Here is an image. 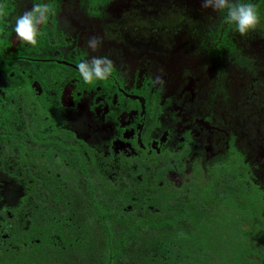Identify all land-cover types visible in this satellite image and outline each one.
I'll return each instance as SVG.
<instances>
[{"label": "flooded vegetation", "instance_id": "flooded-vegetation-1", "mask_svg": "<svg viewBox=\"0 0 264 264\" xmlns=\"http://www.w3.org/2000/svg\"><path fill=\"white\" fill-rule=\"evenodd\" d=\"M34 5L49 9L36 47L14 32ZM221 15L200 0H0V264L45 239L73 257L93 208L113 206L153 227L189 209L213 229L238 217L247 264H264V45ZM93 56L109 79L83 81Z\"/></svg>", "mask_w": 264, "mask_h": 264}, {"label": "trees", "instance_id": "trees-1", "mask_svg": "<svg viewBox=\"0 0 264 264\" xmlns=\"http://www.w3.org/2000/svg\"><path fill=\"white\" fill-rule=\"evenodd\" d=\"M92 1L97 6L106 5L108 0ZM251 2L253 3L255 0H251ZM221 14L223 15V13ZM93 214L96 218L93 219L94 225L92 224L89 230L92 233L96 229V233H93V237L88 241V245L82 252L75 253L73 257L68 253H61L59 254L61 259H58L53 253H44L45 251L40 250L42 245L47 242V239H45L42 243L32 245V250H35L33 253H29L27 257L22 256V261H13L12 264L248 263L245 260L246 253L243 251L241 244L243 238L248 237L250 229L244 231L246 233L244 236H241L242 230L233 229L234 224L239 223L238 217L234 223L231 222V227L229 228L228 216L221 219L220 222H223L221 231L219 230L220 222L216 224L218 229H213V221L210 219L211 217L207 218L205 210L201 211L202 215L199 218L196 217V219L194 215L196 211H190V209L186 213L183 211V213L172 214L176 215L174 219L170 217L165 220V216H162L164 215L162 214L157 217L154 227L151 226L149 219L151 217H149L148 212L144 216H137L136 212H134L119 217L116 213V207L113 206L107 209L105 214L101 213L99 209L93 208ZM180 214L183 215L179 218ZM181 219L187 220L188 225L191 226L190 228L187 227V234H181L180 225L183 223ZM230 229L232 230L230 231ZM171 230L176 233H171ZM213 230L216 231L214 234L211 232ZM197 233L202 234L196 235ZM196 238L199 240L196 241ZM74 240L71 237V241L74 242ZM84 240L86 241L85 238ZM85 241H82V246H85ZM205 241L206 244H204ZM231 244H233L234 249L230 257L227 259L225 255H222L218 258L214 248L224 245L228 250ZM38 247L39 252L37 251Z\"/></svg>", "mask_w": 264, "mask_h": 264}, {"label": "clouds", "instance_id": "clouds-1", "mask_svg": "<svg viewBox=\"0 0 264 264\" xmlns=\"http://www.w3.org/2000/svg\"><path fill=\"white\" fill-rule=\"evenodd\" d=\"M201 8L213 13H223L225 23L232 25L241 37L255 31L261 23L260 14L251 0H200ZM49 9L46 6L34 5L16 17L14 32L16 41L36 47L41 35V27L48 20ZM88 46L97 47V41L90 39ZM77 70L86 83L107 80L112 74L113 64L107 56H93L82 60Z\"/></svg>", "mask_w": 264, "mask_h": 264}, {"label": "rangeland", "instance_id": "rangeland-1", "mask_svg": "<svg viewBox=\"0 0 264 264\" xmlns=\"http://www.w3.org/2000/svg\"><path fill=\"white\" fill-rule=\"evenodd\" d=\"M253 4H255V6H256V8H257V10H258V12H259V14H260V17H261V23H260V25L257 27V29L255 30V31H253V32H251L250 34H251V37H252V34H254L255 35V38L258 40V41H260L261 42V44L262 45H264V0H255V2L253 3ZM198 15H200L201 16V14H198ZM134 22H132L131 21V23L130 24H133ZM130 24H128V26H130ZM200 28H203V27H200ZM235 29V28H234ZM236 30V29H235ZM143 34H144V36L145 37H149V33H148V31L146 30V31H143ZM245 37H248V36H245ZM252 43L253 42H250L249 43V45H251V47L253 48V45H252ZM260 96H258L257 98H259ZM256 98V99H257ZM255 103H259V100L257 99V100H255ZM257 106H260L261 104L259 103V104H256ZM222 225H223V222H220L219 223V228H220V230H221V228H222ZM232 229H230V231H231ZM222 231V230H221ZM205 233H207V232H205ZM220 233V232H219ZM213 234V233H212ZM221 234H222V232H221ZM199 239L198 238H196V241H198ZM204 244H206V241L204 242ZM215 249V250H214ZM213 250H214V252H215V254L217 255V257L219 258L220 256H222V255H225V257H227V259L230 257V255H231V253H232V250L234 249V246H233V244H231L230 246H229V248H228V250L224 247V245L222 246H216L215 248H214Z\"/></svg>", "mask_w": 264, "mask_h": 264}]
</instances>
